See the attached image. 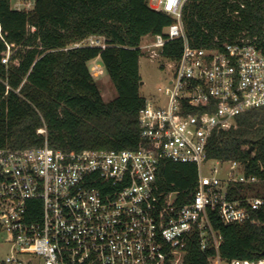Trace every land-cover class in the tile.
I'll use <instances>...</instances> for the list:
<instances>
[{
  "label": "built area",
  "instance_id": "obj_1",
  "mask_svg": "<svg viewBox=\"0 0 264 264\" xmlns=\"http://www.w3.org/2000/svg\"><path fill=\"white\" fill-rule=\"evenodd\" d=\"M187 1L150 0L175 20L140 46L169 73L161 95L147 99L139 114L145 146L72 152L46 141L0 147V239L11 244L0 264H34L26 254L39 256V264H184L192 238L202 250L216 251L208 264H264V256L223 258L222 234L210 216L264 226L258 214L264 195L257 194L262 179L248 174L242 161L208 157L215 132L264 107V50L245 38L192 46L183 24ZM17 7L32 9L34 0H19ZM175 39L185 41L177 60L164 54ZM76 45L105 48L106 42L93 35ZM10 55L8 47L2 62ZM166 161L199 166L189 196L160 190ZM208 163L215 165L206 174Z\"/></svg>",
  "mask_w": 264,
  "mask_h": 264
},
{
  "label": "trees",
  "instance_id": "obj_2",
  "mask_svg": "<svg viewBox=\"0 0 264 264\" xmlns=\"http://www.w3.org/2000/svg\"><path fill=\"white\" fill-rule=\"evenodd\" d=\"M13 4L0 0V147L32 148L46 141L72 152L145 146L139 123L147 100L140 92V46L145 37L164 33L174 17L152 7L150 0H34L32 9ZM183 24L195 47L245 38L264 50V0H188ZM93 35L104 37L106 47L76 45ZM184 45L183 39L168 42L165 56L179 59ZM96 59L116 88L112 100L104 99L91 72L89 63ZM208 157L242 161L248 174L262 179L257 194L264 195V107L215 132ZM198 179L196 163L166 161L157 182L165 193L189 196ZM258 214L264 220V211ZM210 216L222 234L223 258L264 256V226L226 224ZM187 251L184 264H208L216 254L213 248L202 250L197 238L189 241Z\"/></svg>",
  "mask_w": 264,
  "mask_h": 264
},
{
  "label": "rangeland",
  "instance_id": "obj_3",
  "mask_svg": "<svg viewBox=\"0 0 264 264\" xmlns=\"http://www.w3.org/2000/svg\"><path fill=\"white\" fill-rule=\"evenodd\" d=\"M15 0H13L14 2ZM32 1V0H31ZM15 3V2H14ZM15 8V4H13ZM150 38L145 37L144 41H149ZM92 74L98 81L101 88L103 97L105 100L109 101L116 97L117 91L109 75L106 73L103 64L100 60H93L89 63ZM140 73L142 76V84L140 92L146 97V99H153L161 95L158 88L160 86L167 85L169 73L166 69L162 67V63L157 60L149 58L147 55H142L140 59ZM214 163H208L203 166L204 172L206 174L210 173L209 168L213 167ZM11 253V244L0 239V262ZM25 260H31L34 264H39L41 258L34 254L23 255Z\"/></svg>",
  "mask_w": 264,
  "mask_h": 264
},
{
  "label": "crops",
  "instance_id": "obj_4",
  "mask_svg": "<svg viewBox=\"0 0 264 264\" xmlns=\"http://www.w3.org/2000/svg\"><path fill=\"white\" fill-rule=\"evenodd\" d=\"M18 1H19V0H15V1H14V2H15L14 4L16 5V7H17V4H18ZM18 9H19V8H18ZM96 60H98V59H96Z\"/></svg>",
  "mask_w": 264,
  "mask_h": 264
},
{
  "label": "water",
  "instance_id": "obj_5",
  "mask_svg": "<svg viewBox=\"0 0 264 264\" xmlns=\"http://www.w3.org/2000/svg\"><path fill=\"white\" fill-rule=\"evenodd\" d=\"M142 83H143V82H142ZM252 150H253V148L250 149V151H252Z\"/></svg>",
  "mask_w": 264,
  "mask_h": 264
}]
</instances>
